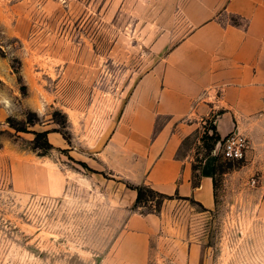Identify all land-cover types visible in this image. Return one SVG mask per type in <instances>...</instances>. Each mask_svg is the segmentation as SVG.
<instances>
[{
    "label": "rangeland",
    "instance_id": "rangeland-1",
    "mask_svg": "<svg viewBox=\"0 0 264 264\" xmlns=\"http://www.w3.org/2000/svg\"><path fill=\"white\" fill-rule=\"evenodd\" d=\"M188 1L0 0V264L143 260L141 241L130 234L119 245L122 219L73 190L72 174L91 169L76 152L102 146L139 77L190 32ZM212 125L209 116L181 152L196 149L198 161L214 151L218 140L203 138ZM34 130L65 145L47 133L53 146H40L47 137ZM217 155L213 208L162 196L136 206L161 215L149 264H174L178 237L201 242L209 264H264L263 172ZM50 163L69 172L64 194L36 189Z\"/></svg>",
    "mask_w": 264,
    "mask_h": 264
},
{
    "label": "crops",
    "instance_id": "crops-1",
    "mask_svg": "<svg viewBox=\"0 0 264 264\" xmlns=\"http://www.w3.org/2000/svg\"><path fill=\"white\" fill-rule=\"evenodd\" d=\"M185 15L192 29L139 77L102 146L76 152L91 169H76L73 190H87L122 219L119 245L130 234L141 241L144 258L137 264H149L161 215L136 207L134 185L148 184L168 199H194L206 209L216 204L218 155L207 152L198 165L196 149L181 152L207 117L221 137L237 130L250 138L247 164L264 176V0H189ZM48 135L65 145L62 135ZM68 178V170L50 163L36 189L64 194ZM32 180L27 170V188ZM168 256L174 264H209L202 243L184 237L174 239Z\"/></svg>",
    "mask_w": 264,
    "mask_h": 264
},
{
    "label": "built area",
    "instance_id": "built-area-1",
    "mask_svg": "<svg viewBox=\"0 0 264 264\" xmlns=\"http://www.w3.org/2000/svg\"><path fill=\"white\" fill-rule=\"evenodd\" d=\"M251 148L250 138L242 132L232 130L217 142L214 152L218 154L221 150L227 157L234 160L245 159ZM260 175L254 177V181L259 179Z\"/></svg>",
    "mask_w": 264,
    "mask_h": 264
},
{
    "label": "trees",
    "instance_id": "trees-1",
    "mask_svg": "<svg viewBox=\"0 0 264 264\" xmlns=\"http://www.w3.org/2000/svg\"><path fill=\"white\" fill-rule=\"evenodd\" d=\"M30 122H33V119H31ZM18 128L22 129V130H26L24 127H18ZM212 130H213L212 134H210L206 130L205 133L203 134V138L210 137V138H216V140H219L221 138V135L217 132L215 125H212ZM34 132H35L36 136L46 135V137H47L48 130H44V131H35L34 130ZM45 143H46V145L43 144L40 146H43V147L53 146L52 143L49 141L48 137L45 140ZM209 146H210V149H212L211 147H213V146L212 145H209ZM209 152H211V151H208V153ZM202 159H198V165L202 161ZM134 187L137 189V192H138L137 200H136V206H139L142 203V201L146 198L147 199H153L155 196L171 197L165 193H162V192L156 190L155 188H153L152 186H150L148 184L134 185Z\"/></svg>",
    "mask_w": 264,
    "mask_h": 264
}]
</instances>
